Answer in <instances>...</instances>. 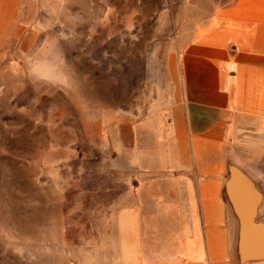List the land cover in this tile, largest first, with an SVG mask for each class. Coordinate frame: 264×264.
I'll list each match as a JSON object with an SVG mask.
<instances>
[{
    "label": "rangeland",
    "instance_id": "obj_1",
    "mask_svg": "<svg viewBox=\"0 0 264 264\" xmlns=\"http://www.w3.org/2000/svg\"><path fill=\"white\" fill-rule=\"evenodd\" d=\"M227 1L0 0V264H123L130 191L174 174L179 48Z\"/></svg>",
    "mask_w": 264,
    "mask_h": 264
},
{
    "label": "crops",
    "instance_id": "obj_2",
    "mask_svg": "<svg viewBox=\"0 0 264 264\" xmlns=\"http://www.w3.org/2000/svg\"><path fill=\"white\" fill-rule=\"evenodd\" d=\"M179 51L178 157L152 169L174 174L130 191L123 264H264V0L217 6Z\"/></svg>",
    "mask_w": 264,
    "mask_h": 264
}]
</instances>
